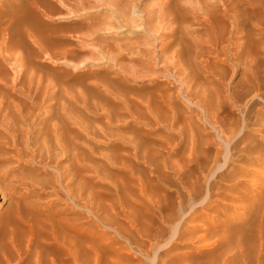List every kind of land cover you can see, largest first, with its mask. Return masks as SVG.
<instances>
[{"label": "rangeland", "instance_id": "rangeland-1", "mask_svg": "<svg viewBox=\"0 0 264 264\" xmlns=\"http://www.w3.org/2000/svg\"><path fill=\"white\" fill-rule=\"evenodd\" d=\"M63 1H34L41 20V47H37L20 25L30 11L29 2L0 0V121L7 120L2 122L6 127L0 122V220L4 222L0 259L13 252L14 231L21 233V241L25 239V221L32 219L37 223L36 246L50 254L46 253V262L52 254L58 262L67 260L60 253L62 246L54 245V235L55 243L56 237L80 243L77 259L82 264H263L264 0H231L235 59L223 63L209 53L213 63L207 68L198 57L199 42L211 38L202 20L212 15V25L227 37L231 26L223 0H168L173 5L166 11L164 0H114L115 6L105 5L102 11L101 6L73 10V0ZM49 5L54 8L47 17L43 9ZM163 11L175 16L174 47L183 49L179 69L169 70L175 77L163 70L172 61L170 49L160 51L171 28L161 33ZM86 31L93 37L88 38ZM129 42H140L141 48L155 52L143 53L150 57L146 58L141 51V61L136 62L117 55L123 48L122 52L136 56L140 48L124 51ZM102 45L104 52L99 49ZM21 55L25 65L14 60ZM38 74L44 80L42 93L36 91ZM28 79L33 83L29 85ZM27 86L35 87L34 95L23 93L31 91ZM40 98L46 101L41 103ZM66 109L80 122V142L68 138L69 157L58 149L52 133L53 126L68 117L61 114ZM66 187L74 192L68 194ZM188 215L193 219L188 221ZM31 258H24L22 264H33Z\"/></svg>", "mask_w": 264, "mask_h": 264}, {"label": "bare ground", "instance_id": "bare-ground-1", "mask_svg": "<svg viewBox=\"0 0 264 264\" xmlns=\"http://www.w3.org/2000/svg\"><path fill=\"white\" fill-rule=\"evenodd\" d=\"M29 3L27 4V6L28 7H30V11H29V13H26L27 15L29 14L30 16L29 17H27V15H26V17H24L22 20H20V25H23L26 29V31L24 30V32L23 33H28V35H31L32 36V38H34L33 40L36 42V46L38 47L39 45H40V47H41V35H40V29H41V27H40V29H39V27H38V25L40 24V19H39V14H38V12H37V9H35V7H34V1L35 0H27ZM60 1H62V0H60ZM65 2H66V0H64ZM63 1V2H64ZM74 1V5H72V8H73V10H78V9H81V8H98V6L100 7V8H98V10L99 11H102V10H104V9H107L106 8V6L105 5H109V4H111V5H113V6H115L114 5V0H73ZM123 1V0H122ZM64 2V3H65ZM115 2H118V1H115ZM124 2V1H123ZM126 2V1H125ZM118 3H120V2H118ZM117 3V4H118ZM136 3V2H135ZM137 3H138V0H137ZM161 3V2H160ZM219 3H220V1H219ZM218 3V4H219ZM223 3H224V6H225V9L223 8V10H224V15L225 16H227L228 17V19H230V24H229V26H231L230 28H227L228 29V31L226 32V34H227V37H224L223 35L224 34H222L223 33V31H221L220 32V26H219V30H217L216 29V27H218V26H216L215 27V25H212V21H210L209 20V17H211V16H207V17H205L202 21L204 22V26L205 25H207L206 27H209L210 28V31H211V38H208L209 40H207V41H205V42H199V46H197V44H194V45H196L198 48H199V50H201L200 51V53H199V56L198 57H200L201 58V62H200V64L201 65H203V66H205L206 68L207 67H209V65L211 64V63H213V62H211V56H207V55H211L212 54V58H214V59H217L218 61H220V62H228V60H233V59H235V57H234V55L236 54V53H234V39H233V21H232V2H231V0H223ZM66 4V3H65ZM71 4H73L72 2H71ZM70 4V5H71ZM121 4V3H120ZM164 4V5H163ZM210 4V3H209ZM212 4V3H211ZM46 5H48V4H46ZM110 5V6H111ZM162 5L164 6L163 7V10L164 11H166V10H168V8L169 7H171V5H173L172 3L170 4V2L168 1V0H164V2L162 3ZM176 5H180V4H178V3H174V6H176ZM120 6V5H119ZM122 6V5H121ZM120 6V7H121ZM134 6H136V5H134ZM182 6V5H181ZM207 6H208V4H206V6H205V8H207ZM212 6H216L215 4L213 5L212 4ZM28 7H27V9H28ZM123 7V6H122ZM127 7V6H126ZM131 7V6H130ZM53 6H50L49 5V7L47 6V8L46 9H43V13L44 14H46L47 15V17L49 16L48 14H51V12L53 11ZM176 8V7H175ZM174 8V9H175ZM183 8H185V7H183ZM183 8H182V12H183ZM204 8V9H205ZM210 8V7H209ZM209 8H207V9H209ZM213 8V7H212ZM218 8V7H217ZM115 10L117 9V6H116V8H114ZM119 9V8H118ZM125 9V8H124ZM130 9V8H129ZM204 9H203V11H202V13L204 12ZM94 10V9H93ZM119 10H123V9H119ZM131 10V9H130ZM133 10V9H132ZM159 10V9H158ZM161 10V9H160ZM187 10V9H186ZM210 10V9H209ZM209 10H207V12L208 13H210L209 12ZM215 10V9H214ZM217 10V9H216ZM72 11V10H71ZM85 11V10H84ZM136 11V10H135ZM135 11H133V12H135ZM163 11V12H164ZM169 11H171L172 12V9L171 10H169ZM206 11V10H205ZM210 11H212V10H210ZM47 12V13H46ZM73 12V11H72ZM77 12V11H76ZM114 12V11H113ZM116 13L118 12V10L117 11H115ZM114 12V13H115ZM120 12V11H119ZM123 13H124V11H122ZM122 12H120V13H122ZM133 12H130V13H133ZM160 12V11H159ZM162 12V15L164 16V19H165V23L163 22V26H162V29H161V33H165V30L168 28V27H170L171 25H172V23H175V16L173 15V14H168V12H164L163 13ZM173 12H174V10H173ZM196 12V11H195ZM53 13V12H52ZM126 13H127V10H126ZM147 13V12H146ZM186 13V12H185ZM201 13V14H202ZM217 13V12H216ZM220 13V12H219ZM128 14V13H127ZM127 14H126V16H127ZM215 14V13H214ZM221 14V13H220ZM118 15V14H117ZM125 15V14H124ZM123 14H122V16H124ZM135 15H137V14H135ZM170 15H172V16H170ZM179 15V14H178ZM205 15V14H204ZM206 15H207V13H206ZM217 15V14H216ZM222 15V14H221ZM120 16V18H121V15H119ZM141 16H142V14H141ZM147 16V15H146ZM151 16V15H150ZM183 17H184V15H182ZM181 16V18H183ZM137 17V16H136ZM215 17V16H214ZM64 18V17H63ZM127 18H128V16H127ZM129 18H131L130 16H129ZM128 18V19H129ZM141 17H139V19H140ZM146 18V17H145ZM158 18V17H157ZM213 18V17H212ZM222 18H224V17H222ZM221 18V19H222ZM124 19H126V18H124ZM124 19L122 18V20L124 21ZM132 19H134L133 17H132ZM135 19H138V17L137 18H135ZM134 19V20H135ZM149 19H152V18H149ZM217 20L219 19V18H216ZM213 20V19H212ZM216 20V21H217ZM159 22H160V20H158ZM180 21H182V20H180ZM179 21V22H180ZM198 21H200V19L198 20ZM201 21V22H202ZM222 21V20H221ZM224 21V20H223ZM62 22V21H61ZM67 22V21H66ZM112 22V21H111ZM127 22V21H126ZM134 22V21H133ZM136 22V21H135ZM137 22H139V21H137ZM137 22H136V24H137ZM183 22V21H182ZM181 22V23H182ZM19 23V22H18ZM70 23V22H69ZM124 23V22H123ZM146 23V22H145ZM148 23V22H147ZM146 23V24H147ZM62 24V23H61ZM70 24H72V23H70ZM106 24V23H105ZM108 24V23H107ZM110 24H113V23H110ZM156 24V23H155ZM158 24V23H157ZM156 24V25H157ZM224 24H225V22H224ZM58 25V24H57ZM91 25V24H90ZM130 25V24H129ZM142 25H143V23H142ZM202 25V26H203ZM220 25V24H219ZM41 26V25H40ZM61 26V25H60ZM88 26H89V23H88ZM88 26H87V30H89L88 29ZM93 25H91L90 27H92ZM137 26V25H136ZM145 26V25H144ZM150 26V25H149ZM159 26V25H158ZM181 26V25H180ZM200 26H201V24H200ZM227 26V25H226ZM23 27V28H24ZM62 27V26H61ZM77 27V26H76ZM79 27V26H78ZM140 27V26H139ZM143 27V26H142ZM147 27V26H146ZM155 27V26H154ZM153 27V28H154ZM205 27V28H206ZM71 28V27H70ZM69 28V29H70ZM93 28V27H92ZM145 28V27H144ZM152 28V29H153ZM204 28V29H205ZM137 29V28H136ZM140 29V28H139ZM142 29V28H141ZM159 31H160V29H159V27L157 28ZM156 29V30H157ZM176 29H177V27L176 28H173L172 26H171V28H170V30L169 31H167L166 32V34H168L169 36H167L168 37V39H165V42L163 41L162 43V45H161V47H160V51H166V50H168L169 51V49L171 50V52H169V53H171L169 56H170V58L172 59V61H170V63H166V65H165V69H163V70H166L167 69V71H169V70H171V69H173V68H177V69H179L178 67H179V65L182 63L181 61H182V55H183V52H182V50L183 49H180V48H177L176 49V47H174V44H175V42H177L176 40H175V38H174V36H175V32H177L176 31ZM180 30H182V28H179ZM203 29V28H202ZM154 30H155V28H154ZM186 30H188V29H186ZM223 30V29H222ZM5 30L3 29V32H4ZM183 31V30H182ZM206 31V30H205ZM9 32V31H8ZM85 32V31H84ZM87 32V31H86ZM93 32V31H92ZM91 31H90V33H92ZM151 32V31H150ZM153 32V31H152ZM154 32H156V31H154ZM185 32V31H184ZM190 32V31H189ZM193 32V31H192ZM204 32V31H203ZM42 33H43V31H42ZM88 33V32H87ZM175 33V34H174ZM85 34V33H84ZM152 34H154V33H152ZM184 34V33H183ZM190 34V33H189ZM188 34V35H189ZM40 35V36H39ZM162 35V34H161ZM185 35V34H184ZM184 35H182V36H184ZM5 36V35H4ZM88 36H89V33H88ZM90 36H92V35H90ZM90 36L88 37V38H90ZM157 36V35H156ZM155 35H154V37H156ZM179 36H180V34H179ZM182 36H181V38H182ZM190 36H191V34H190ZM82 37H84V36H81L80 37V39H82ZM93 37V36H92ZM154 37H152L151 38V40L154 38ZM160 37V36H159ZM166 37V38H167ZM176 37V36H175ZM178 37V36H177ZM138 38V37H137ZM188 37H186V38H184V39H186L185 41H190V40H188L187 39ZM190 38V37H189ZM193 38V37H192ZM197 39H198V36L196 37ZM84 39V38H83ZM86 39V38H85ZM96 39V38H95ZM146 39V38H145ZM150 39V38H149ZM148 39V40H149ZM194 39V38H193ZM199 39H200V37H199ZM206 39V38H205ZM204 39V40H205ZM79 40V39H78ZM139 40V39H138ZM180 40V39H179ZM5 41H6V39H5ZM137 41V40H136ZM153 42H157V41H154V40H152ZM181 41V40H180ZM194 41V40H193ZM2 42V41H1ZM21 42V41H20ZM24 42V41H23ZM146 42V41H145ZM145 42H143L144 44H145ZM150 42V41H149ZM188 44H189V42H187ZM186 43V44H187ZM194 43V42H193ZM224 43H226V44H224ZM127 44V43H126ZM125 44V45H126ZM132 42H129V44L128 45H126L125 47H124V51H125V49H126V51H128L129 49H131V47H136V48H140L138 51H136L135 53H137L136 54V56H134L133 54V56L132 55H128V54H126V53H124V52H122L121 50L123 49H118V52H117V55H119L120 57H123L124 59L126 58V59H128V60H130V61H141V56H147L146 54H143V53H145V52H147V54H151V53H148L149 51L151 52L152 50H153V48H148V47H146V48H141V46H140V42H134V44H133V46H132ZM179 44V46H180V43H176V45H178ZM1 45V44H0ZM23 45V47H24V44H22ZM108 45V44H107ZM146 45H148V43H146ZM10 47H11V45H9ZM103 46V45H102ZM112 45H108V47L109 48H111L112 49V47H111ZM185 46V45H184ZM9 47V48H10ZM13 47V46H12ZM39 47V48H40ZM142 47H144V46H142ZM152 47H153V45H152ZM172 47H174L173 49V51H172ZM3 48V47H2ZM183 48V47H182ZM186 48H188V47H186ZM1 49V48H0ZM11 49V48H10ZM100 50H104V46L101 48H99ZM134 49V48H133ZM7 48L6 47H4V50L3 51H5V52H7V51H9V49L7 50ZM37 50V49H36ZM121 52H120V51ZM132 50V49H131ZM136 50V49H135ZM197 50V49H196ZM38 51H39V49H38ZM98 51V50H97ZM101 51V52H102ZM141 51H143L142 53H141ZM154 51V50H153ZM39 52H41V51H39ZM104 52V51H103ZM133 52V51H132ZM155 52V51H154ZM199 52V51H198ZM8 53L9 52H7V55H8ZM10 53H11V51H10ZM38 53V52H37ZM37 53H35V54H37ZM42 53V52H41ZM106 53H108V52H106ZM128 53V52H127ZM130 53H131V51H130ZM139 53H141V54H143V55H141V56H138L139 55ZM160 53V52H159ZM209 53H211V54H209ZM0 54H1V51H0ZM153 54V53H152ZM167 54V53H166ZM11 55H12V53H11ZM38 55V54H37ZM40 55V54H39ZM195 55H196V53H195ZM153 55H151V57H152ZM155 56V55H154ZM3 57V56H2ZM10 57V56H9ZM13 57V56H12ZM12 57H10V58H12ZM41 57V56H40ZM39 57V58H40ZM149 56H147L146 58H148ZM157 57L158 58H160L158 55H157ZM184 57V56H183ZM197 57V58H198ZM3 58H5V57H3ZM38 58V57H37ZM38 58V59H39ZM109 58V57H108ZM150 58V57H149ZM153 58V57H152ZM151 58V59H152ZM111 59V58H110ZM143 59V58H142ZM154 59V58H153ZM152 59V60H153ZM15 60V62H19V63H21V65H23L25 62H24V58H23V56L21 55V56H19V57H17V58H15L14 59ZM113 60H115V59H113ZM149 60V59H148ZM158 60V59H157ZM157 60L155 61V62H153L154 63V69H155V64L157 63ZM118 61V60H117ZM129 61V62H130ZM39 62V61H38ZM147 62V61H146ZM152 62V61H151ZM211 62V63H210ZM232 62V61H231ZM121 63V62H120ZM139 63V62H138ZM149 63V65H150V62H148ZM147 63V64H148ZM163 63V62H162ZM219 63V62H218ZM26 64V63H25ZM24 64V65H25ZM143 64V63H142ZM141 64V65H142ZM222 64V63H221ZM145 65V64H144ZM160 66H161V64H159ZM201 65H200V67H201ZM123 68H124V66H122ZM145 67V66H144ZM148 67V66H147ZM146 67V68H147ZM214 67H215V64H214ZM24 68V67H23ZM142 69H143V66L141 67ZM150 68H151V66H150ZM149 68V69H150ZM185 68V67H184ZM27 69V68H26ZM129 69V68H128ZM148 69V68H147ZM209 69V68H208ZM41 70V69H40ZM40 70H39V72H40ZM125 70V69H124ZM132 70V69H131ZM131 70H129L130 72H131ZM141 70V69H140ZM153 70V69H152ZM26 71V70H25ZM127 71V70H126ZM134 71V70H133ZM132 71V72H133ZM207 71V70H206ZM24 72V71H23ZM22 72V73H23ZM131 72V73H132ZM137 72V71H136ZM141 72V71H140ZM170 72V71H169ZM41 73V72H40ZM97 73V72H96ZM111 73H113V72H111ZM123 73V72H122ZM126 73V72H125ZM138 73V72H137ZM142 73V72H141ZM140 73V74H141ZM145 73H147V71L145 72ZM154 73H156L155 71H154ZM172 75H174V77H175V72L173 71V72H170ZM206 73H208V72H206ZM24 74V73H23ZM134 74V73H133ZM115 75V74H114ZM119 75V74H118ZM142 75H144V73H142ZM156 75V74H155ZM206 75V74H205ZM123 76H124V74H123ZM130 76L132 77L133 75H131L130 74ZM138 76V74H136V77ZM181 76V75H180ZM179 76V77H180ZM208 76V75H207ZM210 76V75H209ZM43 76H42V74H38V79H37V83H38V85H37V89H36V91H41V93L44 91V85H43V83H44V80H43V78H42ZM112 77V76H111ZM135 77V78H136ZM141 77H143V76H141ZM140 77V78H141ZM172 77V76H171ZM178 77V76H177ZM206 77V76H205ZM29 78V77H28ZM113 78V77H112ZM118 78V77H117ZM135 78H134V80H135ZM148 78V77H147ZM169 78V77H168ZM181 78V77H180ZM187 78V77H186ZM122 79V78H121ZM124 79V78H123ZM122 79V80H123ZM139 79V78H138ZM137 79V80H138ZM182 79V78H181ZM180 79V80H181ZM206 79V78H205ZM212 79V78H211ZM29 80V79H28ZM132 80V79H131ZM169 80H171V79H169ZM175 80H176V78H175ZM32 81V80H31ZM31 81L29 80L28 82V84L30 85L31 84ZM101 81H102V79H101ZM115 81V80H114ZM120 82H121V80H119ZM209 81V80H208ZM212 81V80H211ZM256 81H258V79L256 80ZM126 82V81H125ZM129 82V81H128ZM188 82H189V80H188ZM187 82V83H188ZM32 83H33V81H32ZM98 83V82H97ZM100 83V82H99ZM102 83V82H101ZM144 83V82H143ZM153 83V82H152ZM160 83H162V82H160ZM104 84H107L106 82H104ZM163 84V83H162ZM196 84V83H195ZM251 84V83H250ZM35 85V86H36ZM252 85V84H251ZM110 86V85H109ZM115 86V85H114ZM167 86V85H166ZM28 87V89L29 90H31V91H27V92H23L25 95H34V94H32L33 92H34V90H35V87L33 86V88H31V86H27ZM106 87H108V85L107 86H105V88ZM111 87V86H110ZM168 87V86H167ZM190 87H191V85H190ZM189 87V88H190ZM216 87V86H215ZM151 88V87H150ZM158 88V87H157ZM32 89H33V92H32ZM108 88H106V90H107ZM167 89V88H166ZM195 89V88H194ZM193 89V90H194ZM214 89V88H213ZM25 90H27V88L25 89ZM111 90V89H110ZM156 90V89H155ZM168 90H169V88H168ZM196 90H197V88H196ZM104 91H105V89H104ZM108 91V90H107ZM212 91V90H211ZM109 92V91H108ZM148 92V91H147ZM150 92V91H149ZM164 92V91H163ZM162 92V93H163ZM183 92V91H182ZM181 92V93H182ZM194 92V91H193ZM204 92V91H203ZM35 93V92H34ZM159 93V92H158ZM161 93V92H160ZM185 93V92H184ZM188 93V92H187ZM112 93H110V95H111ZM143 94V93H142ZM141 94V95H142ZM155 94H156V92H155ZM154 94V95H155ZM197 94V93H196ZM207 94H208V92H207ZM43 97H44V95L43 94H41ZM114 95V94H113ZM140 95V94H139ZM154 95H153V97H154ZM166 95V94H165ZM200 95H202V94H200ZM256 95V94H255ZM109 96V95H108ZM112 96V95H111ZM117 96V95H116ZM119 96V95H118ZM161 96V95H160ZM175 96V95H174ZM206 96V95H205ZM260 96V95H259ZM38 96L36 95V98H37ZM124 97V96H123ZM152 96H151V99L153 98ZM157 97V96H156ZM257 97V96H256ZM113 98H115V97H113ZM112 98V99H113ZM126 98V97H125ZM129 98H131V97H129ZM146 98H148V97H146ZM168 98V97H167ZM172 98H173V96H172ZM234 98V97H233ZM258 98V97H257ZM38 99V98H37ZM40 99H42V98H40ZM39 99V100H40ZM120 99V98H119ZM134 99V98H133ZM137 99H138V97H137ZM136 99V100H137ZM155 99V98H154ZM191 99V98H190ZM209 99V98H208ZM207 99V100H208ZM114 100V99H113ZM124 100H126V99H124ZM135 100V99H134ZM149 100V99H148ZM159 100H160V98H159ZM176 100V99H175ZM46 100L43 98L42 100H40V102L41 103H43V102H45ZM123 101V100H122ZM139 101H143L142 100V98H141V100H139ZM155 101V100H154ZM153 101V102H154ZM163 101V100H162ZM171 100H169V102H170ZM259 101V100H258ZM138 102V101H137ZM145 102V101H144ZM147 102V101H146ZM145 102V104H147ZM173 102H175V101H173ZM126 103H128V102H126ZM136 103V102H135ZM156 103V102H155ZM162 104V103H161ZM170 104V103H169ZM140 104H138V106H139ZM149 105V104H148ZM163 105V104H162ZM165 105H166V103H165ZM171 105H172V103H171ZM170 105V106H171ZM203 105V104H202ZM143 106V105H142ZM147 106V105H146ZM151 106L152 105H150V108H151ZM201 106V105H200ZM215 106V105H214ZM40 107H41V109H43V104H40ZM148 107V106H147ZM161 107V106H160ZM152 108H153V106H152ZM151 108V109H152ZM165 108V107H164ZM205 108V107H204ZM63 109V108H62ZM139 109H142V107H139ZM168 109V108H167ZM173 109V108H172ZM175 109V108H174ZM144 110V109H143ZM210 110V109H209ZM67 109L66 110H62L61 111V114L64 116V114L65 115H67L68 117L65 119V120H63V119H61L60 120V122L58 123L59 125L57 126V125H54L53 126V129H52V133H53V135H54V138L56 139V141H57V143H58V145H59V150H61L62 151V153L65 155V156H68L69 157V154H71L70 152V141L68 140V138L70 137L72 140H71V142H73V141H77L79 138H80V131H79V126H80V122L78 123V121H77V119L74 117V116H71L72 114L70 113V114H68L67 112ZM145 111H146V109H145ZM166 111V110H165ZM58 112H59V110H58ZM58 112H57V114H58ZM132 112V111H131ZM167 112V111H166ZM169 112V111H168ZM142 114H143V112H141ZM145 113V112H144ZM149 113V112H148ZM153 113V112H152ZM155 113L156 112H154V114H153V116L155 115ZM175 113V112H174ZM211 113V112H210ZM56 114V115H57ZM60 114V113H59ZM208 114V113H207ZM213 114V113H212ZM3 115V114H2ZM6 115V114H5ZM145 115H146V113H145ZM152 115V114H151ZM174 115V114H173ZM215 115V114H214ZM149 116V115H148ZM156 116V115H155ZM167 116V115H166ZM170 116V115H169ZM168 116V117H169ZM211 116H213V115H211ZM2 117V116H1ZM150 117V116H149ZM159 117V116H158ZM157 116H156V118H158ZM175 117V116H174ZM228 117H231V116H228ZM234 117V116H233ZM262 117H264L263 115H262ZM59 118V117H58ZM171 118H173V116L171 117ZM257 118V117H256ZM2 120V119H1ZM6 120V118H4V120L3 121H0L1 123L3 122L4 123V121ZM9 120V119H8ZM158 120V119H157ZM237 120V119H236ZM245 120V119H244ZM255 120V119H254ZM260 120V119H259ZM262 120V119H261ZM7 121V120H6ZM53 121V120H52ZM65 121V122H64ZM156 121V120H155ZM154 121V122H155ZM159 121V120H158ZM157 121V122H158ZM9 122V121H8ZM7 122V125L9 126V123ZM216 122V121H215ZM226 122V121H225ZM263 122H264V120H263ZM262 122V123H263ZM1 123H0V125H1ZM2 123V124H3ZM150 123V122H149ZM211 123V122H210ZM254 123V122H253ZM259 123H260V121H259ZM5 124V123H4ZM3 124V125H4ZM11 124V123H10ZM44 124V123H43ZM55 124V123H54ZM1 126V127H4V126ZM211 125V124H210ZM235 125V124H234ZM246 125V124H245ZM257 125V124H256ZM218 126V125H217ZM221 126V125H220ZM259 126H260V124H259ZM6 127V126H5ZM229 127H231V126H229ZM227 128V127H226ZM241 128V127H240ZM9 129V128H8ZM7 130V129H6ZM228 131V130H227ZM43 134V133H42ZM230 135V134H229ZM228 136V135H227ZM41 137V136H40ZM43 137H46V136H43ZM192 138V137H191ZM195 138V137H194ZM198 138V137H197ZM79 141V140H78ZM197 141V140H196ZM80 142V141H79ZM75 143V142H74ZM55 144V143H54ZM78 144V143H77ZM51 145V144H50ZM72 145V144H71ZM236 145V144H235ZM251 145V144H250ZM249 145V146H250ZM54 146V145H53ZM56 146V145H55ZM73 146V145H72ZM74 146H75V148L78 146V145H76V143L74 144ZM74 146H73V150H74ZM255 146V145H254ZM80 147V146H79ZM228 147V146H227ZM58 150V151H59ZM79 150V149H78ZM246 150V149H245ZM249 150V149H248ZM251 150V149H250ZM57 151V150H56ZM75 151H77V149L75 150ZM255 151H257V150H255ZM260 151V150H259ZM259 151H258V153H259ZM73 152V151H72ZM220 152V150H218L217 149V151H216V154H218ZM247 152V151H246ZM253 152V151H252ZM73 153H76V152H73ZM73 153H72V155H73ZM250 153H251V151H250ZM250 153H248V154H250ZM263 153H264V151H263ZM78 154V153H77ZM60 155V154H59ZM58 155V156H59ZM218 155H220V153L218 154ZM217 155V156H218ZM243 155V154H242ZM78 155H76L75 157L76 158H78L77 157ZM216 156V157H217ZM240 156V155H239ZM244 156V155H243ZM250 156H251V154H250ZM255 156V155H254ZM259 156V155H258ZM206 157V156H205ZM260 157V156H259ZM263 157V156H262ZM67 158V157H66ZM257 158V157H256ZM206 159H208V158H206ZM224 159V158H223ZM244 159V158H243ZM56 160V159H55ZM209 160V159H208ZM216 160V159H215ZM182 161H184L183 159H182ZM189 162V161H188ZM212 162V161H211ZM237 162H238V159H237ZM240 162V161H239ZM73 163V162H72ZM189 163H191V162H189ZM208 163H210V162H208ZM76 164V163H75ZM75 164L73 163V165L75 166ZM78 164V163H77ZM76 164V166H78L79 167V165H77ZM57 165V164H56ZM59 165V164H58ZM63 165V164H62ZM65 165V164H64ZM227 166V165H226ZM187 167V166H186ZM196 167V166H195ZM208 167V166H207ZM223 167V166H222ZM64 168V167H63ZM75 168V167H74ZM77 168V167H76ZM81 168V167H80ZM239 168V167H238ZM1 169V168H0ZM206 169V168H205ZM209 169V168H208ZM232 169V168H231ZM237 169V168H236ZM56 170V169H55ZM191 170V169H190ZM189 170V171H190ZM224 170V169H223ZM60 171V170H59ZM58 171V172H59ZM75 171H77V170H75ZM239 171H241V170H239ZM256 171H259V170H256ZM69 172V171H68ZM78 172V171H77ZM192 172V171H191ZM66 173V172H65ZM76 172H74V174H75ZM79 173V172H78ZM77 173V174H78ZM181 173V172H180ZM210 173V172H209ZM61 174V173H60ZM70 174V173H69ZM212 174V173H211ZM3 175V174H2ZM64 175V174H63ZM179 175V174H178ZM177 175V176H178ZM237 175V174H236ZM74 176H77L78 177V175H74ZM193 176H194V174H193ZM10 177H14V176H10ZM81 177V176H80ZM239 177V176H238ZM79 178V177H78ZM180 180L181 181H183L184 183H185V185H186V180H187V178L186 177H184V175L182 174H180ZM184 178H186V179H184ZM194 178V177H193ZM71 179H72V177H71ZM196 179H197V175H196ZM234 179V178H233ZM61 180H65V179H61ZM185 180V181H184ZM229 180V179H228ZM240 180H241V178H240ZM251 180V179H250ZM255 180V179H254ZM1 181V180H0ZM68 181V180H67ZM72 181V180H71ZM79 181V180H78ZM81 181V180H80ZM236 181V180H235ZM15 182V181H14ZM63 183V182H62ZM76 183V182H75ZM240 183V182H239ZM81 184V183H80ZM188 184V183H187ZM190 184V183H189ZM197 184V183H196ZM66 185H68V183L66 184ZM82 185V184H81ZM191 185V184H190ZM194 185V184H193ZM192 185V186H193ZM60 186V185H59ZM68 186H70V185H68ZM189 186V185H188ZM239 186V185H238ZM76 187H77V185H76ZM184 187V186H183ZM195 187V186H194ZM63 188V187H62ZM67 188V187H66ZM70 188V187H69ZM73 188H74V186H73ZM72 188V189H73ZM192 188V187H191ZM190 188V190H192ZM197 188V187H196ZM2 189V188H1ZM72 189H70L71 191H72V193L74 192ZM187 189V188H186ZM189 189V188H188ZM194 189V188H193ZM260 189V188H259ZM258 189V190H259ZM70 190H68V188H67V192H68V194H70L71 193V191ZM255 190H257V189H255ZM2 191V190H1ZM70 191V192H69ZM79 191V190H78ZM194 191V190H193ZM254 191V190H253ZM76 192V191H75ZM80 192V191H79ZM71 193V194H72ZM67 194V195H68ZM76 194V193H75ZM55 196H57L56 194H55ZM5 197V196H4ZM76 197V196H75ZM79 196H77V198H78ZM84 197V196H83ZM55 198V197H54ZM60 198V197H59ZM75 199V198H74ZM79 199V198H78ZM77 199V200H78ZM76 201V200H75ZM55 202V201H54ZM71 202H72V200H71ZM74 203V202H73ZM55 204V203H54ZM56 205V204H55ZM38 206H39V204H38ZM68 206V205H67ZM40 207H42V206H40ZM65 207V206H64ZM63 207V208H64ZM80 207V206H79ZM32 208V207H31ZM67 208V207H66ZM57 209V208H56ZM16 210V209H15ZM45 210V209H44ZM81 210V209H80ZM30 211V210H29ZM54 211V210H53ZM82 211V210H81ZM80 211V212H81ZM17 213V212H16ZM196 213V212H195ZM10 214V213H9ZM54 214V213H53ZM78 214V213H77ZM82 214V213H81ZM194 214V213H193ZM197 214V213H196ZM11 216V215H10ZM9 216V217H10ZM15 216H16V214H15ZM15 216L13 217V218H15ZM35 216H36V214H35ZM190 216V217H189ZM11 217V218H12ZM19 217V216H18ZM62 217V216H61ZM195 217V216H194ZM28 218V217H27ZM42 218H44V217H42ZM189 218V219H188ZM188 221L189 220H191V219H193V215H192V217H191V215H188ZM50 219V218H49ZM187 219H185L186 221H187ZM34 220H36V219H34ZM61 220V219H60ZM195 220V219H194ZM7 221V220H6ZM5 221V222H6ZM16 221V220H15ZM14 221V222H15ZM21 221V220H20ZM23 221V220H22ZM64 221V220H63ZM66 221V220H65ZM81 221V220H80ZM26 222V227L28 228V231L26 232L27 233V236H26V234H24L26 237H25V239L23 240V241H21V239H20V236H21V233H18V231H14L13 233H12V235H11V240H10V245L11 246H13V248H12V251L13 252H10L9 251V253H7V254H5L4 256H3V258H2V260L0 259V264H22L23 263V260H24V258L26 259L27 257L30 259V257L32 256V258H31V262L33 263V264H69L68 262H74V263H76V264H82L83 262H81L80 263V261H78V259H77V246L79 245L80 246V243H78V242H74V241H72V240H70L69 238L67 239V241L65 240V241H61V240H59L57 237H56V243H55V241H54V239H55V237H54V235H53V242H54V245L56 244H60L61 246H62V249H61V252L60 253H62L63 255H67V257H66V261H63L64 259H62V262H61V260L60 259H58V257H57V259L60 261V262H58L56 259H55V257L54 256H52V255H54V254H52L50 257H49V262H46V255L48 254L47 252V254L45 253H43V251H40L39 249H38V247L36 246V242L38 241L36 238H37V236H36V234H35V232H37L38 233V230L36 231V227H37V223L35 222V221H33L32 219L29 221V219L28 220H26L25 221ZM41 222V221H40ZM58 222V221H57ZM62 222V221H61ZM67 222V221H66ZM74 222V221H73ZM4 224V222L3 221H1L0 220V226H2L1 224ZM21 223V222H20ZM51 223V222H50ZM80 223V222H79ZM18 224V223H17ZM68 224H70V222H68ZM40 225V224H39ZM60 225H61V223H60ZM81 225V224H80ZM20 226V225H19ZM78 226H79V224H78ZM16 227H18V226H16ZM15 227V228H16ZM43 227V226H42ZM54 227V226H53ZM62 227V226H61ZM67 227V226H66ZM70 228H72V227H70ZM78 228H80V229H82V227L81 226H79ZM10 229V228H9ZM38 229V228H37ZM53 229V228H52ZM68 229V228H67ZM74 229V228H73ZM24 230V229H23ZM40 230V229H39ZM66 230V229H65ZM25 231V230H24ZM41 231V230H40ZM44 231V230H43ZM69 231V230H68ZM78 231H80V230H78ZM54 232V231H53ZM77 232V231H76ZM84 233H85V231H84ZM186 233V232H185ZM184 233V234H185ZM262 233H263V235H264V229H263V231H262ZM20 234V235H19ZM77 234V233H76ZM79 234V233H78ZM18 235H19V237H18ZM38 235V234H37ZM42 235H43V233H42ZM47 235V234H46ZM71 235V234H70ZM75 236V235H74ZM22 237V239H23V236H21ZM48 237V236H47ZM62 237V236H61ZM64 237V236H63ZM50 239V238H49ZM75 239V238H74ZM7 240V239H6ZM40 240V239H39ZM46 241V240H45ZM49 241V240H48ZM47 241V242H48ZM47 242H46V247H47ZM50 242H51V239H50ZM45 243V242H44ZM53 244V243H52ZM51 244L49 243V246H50ZM81 245H83V244H81ZM52 246V245H51ZM78 246V247H79ZM85 246V245H84ZM53 247H54V249H55V246H52V248L51 249H53ZM58 247V246H57ZM80 247H82V246H80ZM41 248H43V246H41ZM61 248V247H60ZM9 249V248H8ZM46 250H47V248H46ZM49 250V253H51L50 252V249H48ZM80 250H82V249H80ZM260 251H261V253H263V251H264V237H262L261 236V241H260ZM2 253V252H1ZM48 255H50V254H48ZM28 260V259H27ZM82 261V260H81ZM30 262V263H31ZM73 263V264H74ZM263 264H264V262H263Z\"/></svg>", "mask_w": 264, "mask_h": 264}]
</instances>
